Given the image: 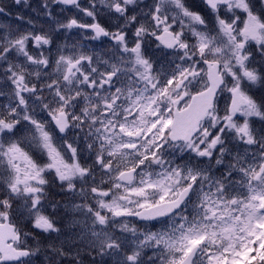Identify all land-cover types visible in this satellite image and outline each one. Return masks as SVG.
I'll list each match as a JSON object with an SVG mask.
<instances>
[{
    "label": "snow or ice",
    "instance_id": "6c2138e0",
    "mask_svg": "<svg viewBox=\"0 0 264 264\" xmlns=\"http://www.w3.org/2000/svg\"><path fill=\"white\" fill-rule=\"evenodd\" d=\"M12 2L0 264H264V0Z\"/></svg>",
    "mask_w": 264,
    "mask_h": 264
},
{
    "label": "rangeland",
    "instance_id": "374dc122",
    "mask_svg": "<svg viewBox=\"0 0 264 264\" xmlns=\"http://www.w3.org/2000/svg\"><path fill=\"white\" fill-rule=\"evenodd\" d=\"M1 3H3L5 6L11 7L15 11H21V9L17 8L12 2V0H0ZM58 195V193H56Z\"/></svg>",
    "mask_w": 264,
    "mask_h": 264
},
{
    "label": "trees",
    "instance_id": "16d2710c",
    "mask_svg": "<svg viewBox=\"0 0 264 264\" xmlns=\"http://www.w3.org/2000/svg\"><path fill=\"white\" fill-rule=\"evenodd\" d=\"M0 5H2V6H4V7H6L7 9H9L11 12H13L14 13V11L12 10V8L11 7H8V6H5L3 3H1L0 2ZM8 19H10V18H4V17H0V23H5V22H7L8 21Z\"/></svg>",
    "mask_w": 264,
    "mask_h": 264
},
{
    "label": "flooded vegetation",
    "instance_id": "af4514ba",
    "mask_svg": "<svg viewBox=\"0 0 264 264\" xmlns=\"http://www.w3.org/2000/svg\"><path fill=\"white\" fill-rule=\"evenodd\" d=\"M97 51H100L99 49Z\"/></svg>",
    "mask_w": 264,
    "mask_h": 264
},
{
    "label": "water",
    "instance_id": "95a60500",
    "mask_svg": "<svg viewBox=\"0 0 264 264\" xmlns=\"http://www.w3.org/2000/svg\"><path fill=\"white\" fill-rule=\"evenodd\" d=\"M139 222V221H138Z\"/></svg>",
    "mask_w": 264,
    "mask_h": 264
}]
</instances>
